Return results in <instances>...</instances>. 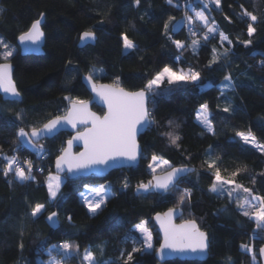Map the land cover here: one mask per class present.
<instances>
[{
	"label": "trees",
	"instance_id": "obj_1",
	"mask_svg": "<svg viewBox=\"0 0 264 264\" xmlns=\"http://www.w3.org/2000/svg\"><path fill=\"white\" fill-rule=\"evenodd\" d=\"M193 9L204 10L215 23L217 32L207 41L202 23L186 20V16L194 17ZM245 9L258 20L241 18ZM42 13L43 53L21 55L16 48L7 60L13 66L20 100L0 97V264H54V260L86 264L82 260L86 249L98 261L124 264L133 247L140 251L132 253L130 264H157L154 251L160 239L150 218L171 208L181 209L179 221L193 220L208 234L209 257L163 264H260L258 250L264 244V227L257 229L254 219L242 215L237 207L243 202L242 195L239 201L229 200L226 194L209 190L213 178L205 161L217 160L226 178L243 169L235 178L237 182L264 196V152L236 135L251 134L264 145V0H221L219 7L211 0H172L171 4L168 0H140L139 5L135 0H0V37L16 46V39ZM248 23L256 29L251 37ZM88 30L95 33L94 44L79 47L80 35ZM220 33L227 39L222 41ZM125 35L135 48L125 50ZM177 40L183 48H177ZM196 40L199 44L193 47ZM248 40L251 44L245 46ZM214 48L217 55L225 49L229 54L210 63ZM164 67L185 72L192 69L200 73V79L173 85L164 82L149 94V111L155 122L139 137V164L72 179L62 176L60 191L52 200L46 179L54 173V159L70 133L59 132L34 142L42 146L38 154V147L18 139V130L30 132L32 127L40 128L64 115L70 100H89L83 84L86 76L91 75L96 83L137 91L144 90ZM229 74L234 87L222 95L221 84ZM205 103L213 131L197 120ZM225 107L230 111L224 112ZM91 108L103 112L94 105ZM168 132L180 136L178 147L170 143ZM154 155L171 167L193 171L182 177L178 190L135 194L134 189L154 175L149 170ZM11 156L25 168L24 161H32L35 179L20 182L12 173L4 176V158ZM103 183L112 194L96 214H90L80 193L87 185ZM184 189L191 196L180 205ZM37 203L44 204L45 211L33 218L30 212ZM52 212L57 214L56 225L47 219ZM141 222H146L152 233V251L145 248L135 229ZM64 242L74 246L68 254L59 247ZM243 244L253 248L255 261Z\"/></svg>",
	"mask_w": 264,
	"mask_h": 264
},
{
	"label": "snow or ice",
	"instance_id": "obj_2",
	"mask_svg": "<svg viewBox=\"0 0 264 264\" xmlns=\"http://www.w3.org/2000/svg\"><path fill=\"white\" fill-rule=\"evenodd\" d=\"M136 4H140V0H135ZM212 3L219 7L221 0H211ZM171 4L172 0H168ZM207 7V4H204ZM243 8V5H241ZM194 11L193 16H186V20L189 23L193 22V19L202 23L206 32L204 33V40L207 41L213 34L217 32L214 21L210 22L209 17L205 15L204 10ZM248 17L252 22H256L258 17L252 12L243 10L241 18ZM43 18V13L41 14ZM172 18H170L171 20ZM165 30L168 29V24L164 25ZM256 31L253 23H248L247 34L251 37ZM195 35V33H193ZM44 33L41 28V19L35 20L28 31L22 33L18 39L21 44L32 43L37 44L43 38ZM221 40H226L227 37L220 33ZM95 33L91 30L85 31L80 36L82 42L87 40H94ZM124 48L133 49L135 45L132 40L128 39L125 35ZM245 46L251 44V40L245 41ZM177 48H183L184 45L181 41H175ZM199 41H193V47L197 46ZM0 48H3V59L7 60L14 55V50L2 39H0ZM213 58L210 63H216L220 56L225 58L228 56V50L225 49L223 53L216 54V49H213ZM70 63V62H69ZM264 65V61H261ZM88 82H92V76L86 77ZM200 79V73L189 69L185 72L183 69L174 71L170 67H164L161 71L147 82L144 90L137 92H126L119 86L112 85H100L97 87L92 85V89L107 105V112L103 117L97 116L88 110V101L84 100H70L71 107L64 116H56L53 119L48 120L42 127H32L30 132L25 131L24 128H20L17 132V137L21 142L27 143L32 147H38V151L42 152V146H38L34 141H38L45 135H51L59 130V127L64 125H70L72 128H76L78 124H91L90 128H86L83 132H77L71 140L68 141V148L63 150V154L57 157L56 167L58 171H66L71 174L78 173L85 169H93L98 166H109L111 164H123L124 162H135L139 155V145L137 143V134L142 129H147L155 122L152 118L147 104L149 101V94L154 93L155 89L159 88L162 83L167 81L168 84H179L187 82H195ZM231 75H225L224 82L221 84L222 95L224 90L233 88ZM0 90L8 94L13 98H19L20 92L12 79V66L10 63H0ZM66 99H69L66 97ZM202 114H197V120H199L208 131H213L211 120L209 119V106L207 103L200 106ZM224 112H229L230 108L225 107ZM171 123V122H170ZM245 144H253L254 147L264 152V145L256 142V138L251 134H245L243 132H237ZM167 136L169 141L174 146H179L180 136L173 132H168ZM83 141L84 151L78 155L73 156L70 152L73 141ZM6 166L2 169V174L8 176L10 173L20 182L31 181L35 179L32 175L33 164L30 160H25L22 166L17 157H5ZM158 157L155 155L152 157V163L149 164V168L152 172H156V168L160 167L164 171L163 176H153V180L148 183H140L137 186V191L148 192L149 190H163L165 192L177 189L178 183L182 177L189 174L193 169L187 167H171L167 160L162 164L157 163ZM207 168L212 171V183L209 190L217 193L218 195H227L229 200L241 199L243 194V202L238 203L237 207L241 211L242 215L256 221V228L260 229L264 227V196L254 194L252 189L245 187L237 182L235 179L243 169H237L231 172L230 177L226 178L221 173V168L217 160L205 161ZM170 169V170H169ZM61 179L59 176H50L47 188L49 197L52 200L57 198V194L60 191ZM255 181L253 180V183ZM124 187H127L125 183ZM90 192L94 193L98 200L93 201L87 196H84V202L88 207V210L92 214H96L101 206L106 202L105 188L103 186L99 188L90 189ZM191 193L188 189H184L180 198L179 204L183 205L186 200L190 199ZM45 211V205L37 203L32 207L30 216L37 218ZM177 209H169L163 216L157 214L156 219L159 221L161 229L164 234V242L158 250L163 255L165 249H169L172 252H192V253H206L209 248L208 236L205 232L200 231L196 222L193 220L185 221L179 225L173 223V217L176 214ZM56 213L52 212L48 217V221L54 222ZM71 221V217H68ZM136 231L143 235V244L147 249H152V236L148 232L146 222L136 226ZM135 243V241H134ZM23 248V243L20 244ZM59 247L65 254H68L74 246L68 242H64ZM243 249L252 253V259L255 261L256 253L250 245H241ZM78 252V246H75ZM140 251L139 248L133 247L132 252H129L124 259V264H130L133 261L134 252ZM259 255L264 257V246L260 247ZM123 258V254H122ZM83 262L86 264H108V262H101L96 259L95 254L90 250H85ZM54 264H62L61 260H54Z\"/></svg>",
	"mask_w": 264,
	"mask_h": 264
},
{
	"label": "water",
	"instance_id": "obj_3",
	"mask_svg": "<svg viewBox=\"0 0 264 264\" xmlns=\"http://www.w3.org/2000/svg\"><path fill=\"white\" fill-rule=\"evenodd\" d=\"M38 19H41V25H42V22H43V18H41V15ZM34 22V21H33ZM31 27V25H30ZM29 27V28H30ZM29 30V29H28ZM27 30V31H28ZM82 35V34H81ZM80 35V36H81ZM94 40H87V41H84L82 42L80 40V37H79V41H78V46L79 47H83L85 45H88V44H94ZM15 44H16V47L19 51V53L21 55H40L43 53V45H44V36L43 38L40 40L39 43L37 44H32L30 42L28 43H24V44H21L19 39L17 38L16 41H15ZM0 63H10L9 61L7 60H4V61H0ZM11 64V63H10ZM12 66V64H11ZM88 77V76H86ZM86 77L83 78V84L84 86L86 87L87 91L89 92L90 94V99L87 100L88 101V110L92 113H95L97 116H100V117H103L105 115V113L107 112V105L104 103V101L96 94V92L93 91L92 89V85L95 84L97 87H99L100 85H112V84H107V83H96L95 81L92 80V82H88V80L86 79ZM12 79H13V66H12ZM14 81V80H13ZM15 83V82H14ZM16 85V84H15ZM112 86H115V85H112ZM125 90V89H124ZM126 92H137V91H140V90H137V91H127L125 90ZM0 97L2 100H20V97L19 98H13L11 96H9L8 94L4 93L2 90H0ZM94 105L98 108H100L103 112L102 113H98L96 111H94L91 106ZM71 107V104H69V107L67 109V111L65 112L64 115L67 114L69 108ZM147 107L149 109V101H148V104H147ZM62 115V116H64ZM53 119V118H52ZM48 122V121H47ZM46 122V123H47ZM43 126V125H42ZM41 126V127H42ZM91 127V124H87V125H84V124H78L77 127L74 129L72 128L70 125H64L63 127H59V130L56 131L55 133L51 134V135H45L43 138L39 139L38 141H41V140H44L46 138H51L53 137L54 135H56L57 133L59 132H68L70 133V137L69 139H67V141L65 142L64 144V147L62 149V151L60 152V154L57 156H61L63 154V150L68 148V141L71 140L74 136H76L77 132H83L85 131L86 128H90ZM148 129V128H147ZM146 129V130H147ZM145 129H142L141 131L138 132L137 134V143L139 145V155H138V158L135 162H124L123 164H111L109 166H98L97 168H93V169H85V170H82L78 173H75V174H71V173H68L66 171V167H65V170L64 171H58L57 170V167H56V160H57V157L54 159V163H53V172L55 174H58V175H61V176H66L67 178L69 179H72V178H76V177H80V176H89V175H93V174H102V173H106L108 171H111V170H114V169H121V168H126V167H135L139 164L140 162V157H141V146H140V143H139V137L146 131ZM38 141H34V142H38ZM84 151V143L83 141H76L74 140L73 141V144H72V147L70 149V152L73 156H76L78 155L80 152H83ZM156 176H163L164 175V172L162 173H157V174H154ZM151 176V178L148 180H153V176ZM148 181L146 183H148ZM150 192L152 193H155V194H159L161 192H165L163 190H149ZM134 192L135 194H138V193H146L144 191H137V187L134 189ZM173 209V208H171ZM177 209V212L176 214L174 215L173 217V223H175L176 225H179L181 223H184L185 221H179V218L180 216L182 215V211L181 209L179 208H175ZM169 210V209H168ZM168 210H165L163 212H160V213H156L155 215H153L151 218H150V222H151V225L154 227V229L156 230L158 236H159V239H160V242H159V245L157 247V249L154 251V258L155 260L158 262V263H165L167 261H170V260H180V261H205L208 259L209 257V248L207 250L206 253H192V252H172L171 250L169 249H165L164 250V253L163 255H161L159 253V249L161 247V245L163 244L164 242V234H163V230L161 229V226H160V223L159 221L156 219L157 217V214H160L161 216H163L164 213L168 212ZM197 225V224H196ZM198 227V225H197ZM199 228V227H198ZM202 231V230H200ZM204 232V231H202ZM206 233V232H205ZM207 234V233H206ZM208 236V234H207ZM208 242H209V238H208ZM264 246V244L262 245ZM261 246V247H262ZM260 249V248H259ZM258 259H259V263L260 264H264V257L260 256L259 255V250H258Z\"/></svg>",
	"mask_w": 264,
	"mask_h": 264
},
{
	"label": "rangeland",
	"instance_id": "obj_4",
	"mask_svg": "<svg viewBox=\"0 0 264 264\" xmlns=\"http://www.w3.org/2000/svg\"><path fill=\"white\" fill-rule=\"evenodd\" d=\"M0 39H2L1 37H0ZM3 40V39H2ZM4 41V40H3ZM6 42V41H5ZM7 43V42H6ZM8 44V43H7ZM13 50H14V52L16 51V46H14V45H11V44H8ZM125 50H128V49H125ZM3 51H4V49L3 48H0V60H2V61H4L5 59H3V56H2V53H3ZM8 60V59H7ZM165 82H167V81H165ZM198 113H201L202 114V110H201V108L198 110V112H197V114ZM200 122V121H199ZM201 123V122H200ZM202 124V123H201ZM203 125V124H202ZM204 126V125H203ZM205 127V126H204ZM24 144H26V145H29V144H27V143H24ZM249 144H251V143H249ZM251 145H253V144H251ZM30 147H32L31 145H30ZM33 148V147H32ZM36 152L38 153V154H40L41 152H39L38 151V148H37V150H36ZM164 160H161V159H158V162L157 163H159V164H162V162H163ZM150 163H152V158H151V160H150ZM149 170H150V172L151 173H153L152 172V169H150L149 168ZM162 172H164V171H162L161 170V168L160 167H157L156 168V174L157 173H162ZM155 173H153V174H155ZM50 176H59L60 177V179H61V181L63 180V178H62V176L61 175H58V174H55V173H50L48 176H47V179H46V186H47V183H48V180H49V177ZM101 186H103L104 188H105V196H106V199L112 194V192H111V189L109 188V186H108V184H95V185H87V186H85L84 187V189L82 190V192L81 193H83L84 194V196H87L89 199H91V200H93V201H96V200H98L99 199V197H97L94 193H92V192H90V189H94V188H99V187H101ZM48 189V188H47ZM81 193H80V199H81V201L83 202V204L86 206V204H85V202H84V196H82L81 195ZM242 196H243V194H241ZM243 200V199H242ZM104 205V204H103ZM102 205V206H103ZM101 206V207H102ZM86 208H87V210H88V207L86 206ZM88 212H89V210H88ZM90 213V212H89ZM90 214H92V213H90ZM51 222V221H50ZM51 224L52 225H56V220H55V217H54V222H51ZM139 224H141V223H139ZM138 224V225H139ZM137 226V225H136ZM136 226H135V229H136ZM147 227V226H146ZM147 230H148V232H150L151 233V231H150V229L147 227ZM138 232V231H137ZM139 233V232H138ZM139 235H140V237H141V239H142V241H143V235L141 234V233H139ZM151 236H152V233H151ZM152 245H153V236H152ZM146 248V247H145ZM147 249V248H146ZM152 249H153V247H152ZM152 249H147V250H149V251H152ZM157 264H161V263H157Z\"/></svg>",
	"mask_w": 264,
	"mask_h": 264
},
{
	"label": "built area",
	"instance_id": "obj_5",
	"mask_svg": "<svg viewBox=\"0 0 264 264\" xmlns=\"http://www.w3.org/2000/svg\"><path fill=\"white\" fill-rule=\"evenodd\" d=\"M188 31H189V32H191V31H192V29H190V28H189V29H188ZM205 32H206V31H205Z\"/></svg>",
	"mask_w": 264,
	"mask_h": 264
}]
</instances>
